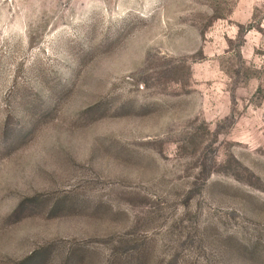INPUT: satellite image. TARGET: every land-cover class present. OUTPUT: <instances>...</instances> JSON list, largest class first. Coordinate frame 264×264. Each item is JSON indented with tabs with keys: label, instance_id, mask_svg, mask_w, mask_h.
I'll use <instances>...</instances> for the list:
<instances>
[{
	"label": "rangeland",
	"instance_id": "1",
	"mask_svg": "<svg viewBox=\"0 0 264 264\" xmlns=\"http://www.w3.org/2000/svg\"><path fill=\"white\" fill-rule=\"evenodd\" d=\"M0 264H264V0H0Z\"/></svg>",
	"mask_w": 264,
	"mask_h": 264
}]
</instances>
